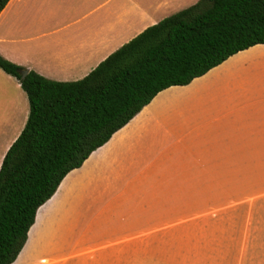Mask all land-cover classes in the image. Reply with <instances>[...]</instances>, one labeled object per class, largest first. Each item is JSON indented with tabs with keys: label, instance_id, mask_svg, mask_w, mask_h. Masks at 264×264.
Here are the masks:
<instances>
[{
	"label": "crops",
	"instance_id": "crops-1",
	"mask_svg": "<svg viewBox=\"0 0 264 264\" xmlns=\"http://www.w3.org/2000/svg\"><path fill=\"white\" fill-rule=\"evenodd\" d=\"M199 1L75 0L55 11L54 0H10L0 14V55L49 80L77 82ZM10 77L15 93L0 99L4 158L30 114L21 82ZM162 213L186 215L163 225ZM197 222L205 236L197 251L175 243L183 264L263 259L264 45L159 93L64 178L12 264H129L152 229Z\"/></svg>",
	"mask_w": 264,
	"mask_h": 264
},
{
	"label": "trees",
	"instance_id": "trees-1",
	"mask_svg": "<svg viewBox=\"0 0 264 264\" xmlns=\"http://www.w3.org/2000/svg\"><path fill=\"white\" fill-rule=\"evenodd\" d=\"M10 0H0V14ZM264 45V0H200L147 28L84 79L61 83L0 55L21 82L28 121L0 169V264L20 255L39 208L162 91L189 85L231 56Z\"/></svg>",
	"mask_w": 264,
	"mask_h": 264
},
{
	"label": "rangeland",
	"instance_id": "rangeland-1",
	"mask_svg": "<svg viewBox=\"0 0 264 264\" xmlns=\"http://www.w3.org/2000/svg\"><path fill=\"white\" fill-rule=\"evenodd\" d=\"M76 5H78V3L75 2V0H71L67 3H64L63 0H54L53 4L50 7L55 11H63L67 10L69 7ZM10 80H12L10 75L6 74L3 70L0 69V99H4L6 96L15 93ZM3 153L4 147L0 146V164L2 163L4 158ZM185 215L186 214L180 213H162V224H175L176 221L180 220V217ZM193 223H191L187 229H152L150 238L151 243L136 244L134 253L135 259L133 262L129 261V264H183L181 260L178 261V259L175 257L182 251L180 247L176 252L175 243L178 242V244H180L181 246L183 243H187L188 248L185 247L183 250L190 251L196 249L195 251H197L196 244L200 242V240L205 238L204 234L200 232V222H197L195 224ZM190 241H194V247H191L192 244L190 243ZM262 256V260L258 259L250 264H264V251ZM120 264H126V262H120Z\"/></svg>",
	"mask_w": 264,
	"mask_h": 264
},
{
	"label": "water",
	"instance_id": "water-1",
	"mask_svg": "<svg viewBox=\"0 0 264 264\" xmlns=\"http://www.w3.org/2000/svg\"><path fill=\"white\" fill-rule=\"evenodd\" d=\"M28 71L27 70H24L23 72H22V78L24 79L27 75H28Z\"/></svg>",
	"mask_w": 264,
	"mask_h": 264
}]
</instances>
